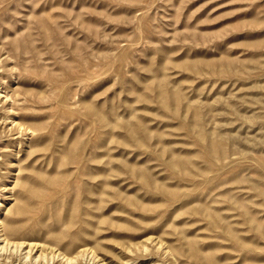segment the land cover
I'll return each mask as SVG.
<instances>
[{
  "label": "rangeland",
  "instance_id": "374dc122",
  "mask_svg": "<svg viewBox=\"0 0 264 264\" xmlns=\"http://www.w3.org/2000/svg\"><path fill=\"white\" fill-rule=\"evenodd\" d=\"M1 228L0 264H264V0H0Z\"/></svg>",
  "mask_w": 264,
  "mask_h": 264
},
{
  "label": "bare ground",
  "instance_id": "6f19581e",
  "mask_svg": "<svg viewBox=\"0 0 264 264\" xmlns=\"http://www.w3.org/2000/svg\"><path fill=\"white\" fill-rule=\"evenodd\" d=\"M0 231H1V232H0V239H1V240H6V236H4L5 233L3 232V229L1 228Z\"/></svg>",
  "mask_w": 264,
  "mask_h": 264
}]
</instances>
